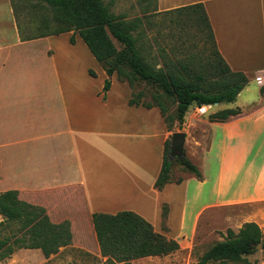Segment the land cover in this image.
<instances>
[{
	"label": "crops",
	"instance_id": "1",
	"mask_svg": "<svg viewBox=\"0 0 264 264\" xmlns=\"http://www.w3.org/2000/svg\"><path fill=\"white\" fill-rule=\"evenodd\" d=\"M195 4L203 5L230 70L260 92L264 0H155L154 12ZM67 35L0 41V193L17 191L53 223L68 221L73 242L66 247L92 231L95 213L134 212L180 249L196 237L207 210L245 206L244 223L264 227L262 97L247 111L232 107L242 114L226 123L202 120L199 138L186 131L184 156L198 160L192 163L202 181L185 173L159 191L154 184L174 131L157 107L130 106L134 90L108 77L84 42L71 44Z\"/></svg>",
	"mask_w": 264,
	"mask_h": 264
},
{
	"label": "trees",
	"instance_id": "2",
	"mask_svg": "<svg viewBox=\"0 0 264 264\" xmlns=\"http://www.w3.org/2000/svg\"><path fill=\"white\" fill-rule=\"evenodd\" d=\"M21 1L42 5L52 14L51 19L44 17L41 20L46 32L36 37H21V41L71 32L70 43L73 44L74 35L77 34L108 77L116 74L118 80L132 90L142 83L156 89L152 94V103H141L144 92L140 91L132 93L129 105L157 107L169 131L175 130L170 125L169 120L173 116L167 114L165 102L175 105L174 115L180 130L190 106L200 108L233 104L248 85V79L241 73L232 72L220 56L202 4L162 15H174L195 25L205 40L210 42L209 57L198 66L190 59L171 66L166 63L155 69L141 55L138 46L143 38V17L126 20L123 14L111 13L102 0ZM17 29L21 33L18 25ZM109 88L110 81L106 80L103 92L106 93ZM260 94L264 101V86L260 88ZM240 114V108L218 110L209 114L208 121L226 123ZM169 146L170 139L165 143L163 163L154 188L160 191L167 184L182 182L181 178L173 179L172 170L176 165L202 181L201 172L186 156L169 159ZM19 197L17 191L0 193V228H9L13 224L17 226L10 234L0 235V262L20 249L40 250L43 257L48 259L50 255L57 254L60 248L72 244L71 224L68 221L53 223L45 208L29 204ZM162 216L166 217V207ZM92 226L90 233L86 230L85 236L78 238H85L86 234L95 235L100 255L110 263L127 264L144 258L163 257L180 249L177 241L155 232L149 222L134 212L122 211L114 215L95 213L92 214ZM258 247L264 250L262 229L256 223H244L237 232L228 229L225 239L206 251L198 264H253L247 257L255 254Z\"/></svg>",
	"mask_w": 264,
	"mask_h": 264
},
{
	"label": "rangeland",
	"instance_id": "3",
	"mask_svg": "<svg viewBox=\"0 0 264 264\" xmlns=\"http://www.w3.org/2000/svg\"><path fill=\"white\" fill-rule=\"evenodd\" d=\"M102 1L109 7L111 13L115 15L123 14L126 20H133L138 17L145 19L142 26L143 38L139 40L138 46L141 49V55L155 69L163 67L166 63L168 66H171L172 64H178L190 59L193 60L192 63L195 66H198L203 64L211 54L210 42L205 40V37L195 25L183 18L178 19L174 15L164 16L156 14L154 12L156 10L155 0ZM51 16V11L42 5L21 0H0V41H14L17 39L16 34H18V39H21V37H36L46 32L41 22L42 18L47 17L51 19ZM171 20L175 21L172 22ZM17 25L21 33L18 31ZM50 25H52L51 22ZM49 28H52V26H49ZM15 29H17V32ZM67 36L70 42L72 35ZM60 38L66 39V36L64 35ZM77 38L80 42L79 44L83 45L81 38L77 34L74 35V41ZM117 47L119 48L118 45ZM246 88L247 90L244 89L233 104L211 106L204 116H200L197 113L195 105L190 106L180 130H177L179 127L174 115L175 105L165 102L167 114L173 116L172 120H169L171 122L170 125L176 130L174 132L180 131L186 133L188 131L194 138H199V126L202 120H208L209 114L234 106L244 108L247 111L260 102L261 94L259 87L256 86L252 79H249ZM140 91L144 92V96L140 100L141 103L153 102L152 94L156 92L153 86L142 83L134 89V94ZM192 162L197 164L198 160L194 159ZM175 170H177V174L173 177L174 180L182 178L185 175L180 166L176 165ZM244 207L207 210L200 219L196 237L188 242H184L183 248L168 256L139 259L127 264H198L199 259L206 251L214 244L225 239L228 229L237 232L243 225L245 220H247V215H249V212ZM259 220L264 224V214L261 213L259 215ZM16 227L14 224L9 228L3 226L0 228V235H8ZM262 231L264 233V227H262ZM247 260L253 264H264V250L258 248L255 254L247 257ZM0 264L123 263L108 262L106 257L100 255L95 235L86 234L85 238L76 239L75 246L61 248L57 254L50 255L48 259L44 258L38 251L20 249L9 258L1 261Z\"/></svg>",
	"mask_w": 264,
	"mask_h": 264
},
{
	"label": "water",
	"instance_id": "4",
	"mask_svg": "<svg viewBox=\"0 0 264 264\" xmlns=\"http://www.w3.org/2000/svg\"><path fill=\"white\" fill-rule=\"evenodd\" d=\"M186 134L184 132H174L171 135V142L169 146V159H179L184 156V143ZM260 248V247H258Z\"/></svg>",
	"mask_w": 264,
	"mask_h": 264
},
{
	"label": "built area",
	"instance_id": "5",
	"mask_svg": "<svg viewBox=\"0 0 264 264\" xmlns=\"http://www.w3.org/2000/svg\"><path fill=\"white\" fill-rule=\"evenodd\" d=\"M208 109H209L208 107L203 106V107L197 108L196 110L200 116H204L205 114H207Z\"/></svg>",
	"mask_w": 264,
	"mask_h": 264
},
{
	"label": "bare ground",
	"instance_id": "6",
	"mask_svg": "<svg viewBox=\"0 0 264 264\" xmlns=\"http://www.w3.org/2000/svg\"><path fill=\"white\" fill-rule=\"evenodd\" d=\"M252 131V130H251Z\"/></svg>",
	"mask_w": 264,
	"mask_h": 264
}]
</instances>
